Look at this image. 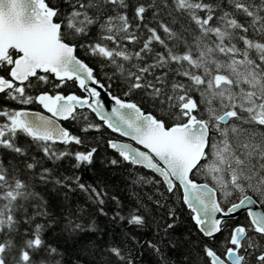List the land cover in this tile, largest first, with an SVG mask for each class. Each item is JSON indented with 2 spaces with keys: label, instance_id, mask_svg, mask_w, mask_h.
Listing matches in <instances>:
<instances>
[{
  "label": "snow or ice",
  "instance_id": "6c2138e0",
  "mask_svg": "<svg viewBox=\"0 0 264 264\" xmlns=\"http://www.w3.org/2000/svg\"><path fill=\"white\" fill-rule=\"evenodd\" d=\"M0 73V94L48 113L0 108V264H67L48 238L57 228L76 251L71 264H137L140 249L157 264H174L170 252L181 264H264V0H0ZM69 81L86 95L49 91ZM61 121L141 146L108 140L118 157L109 163L179 190L197 235H176L174 209L157 221L143 202L125 211L100 185L64 175L60 162L92 165L98 149L79 150L84 138ZM77 191L88 207L71 201ZM109 201L111 221L131 231L101 246L92 217H107ZM153 223L157 239L144 240Z\"/></svg>",
  "mask_w": 264,
  "mask_h": 264
},
{
  "label": "trees",
  "instance_id": "16d2710c",
  "mask_svg": "<svg viewBox=\"0 0 264 264\" xmlns=\"http://www.w3.org/2000/svg\"><path fill=\"white\" fill-rule=\"evenodd\" d=\"M82 59H86V62H89L91 66L97 68L98 78L101 82H104L106 85L111 83V88L109 89L114 95L123 94V89L119 85V81L109 82L104 76V71L106 69H101L99 65L93 61L91 58H85L83 53L79 54ZM77 88L74 82L69 81L61 89L49 88V91L60 92L62 89H71ZM60 90V91H59ZM126 99L135 100L139 103V98L136 96L125 97ZM10 103V102H9ZM8 104L3 101L2 96H0V105ZM12 105V103H10ZM14 106H16L14 104ZM145 110H149L145 107ZM86 115L89 116V119L93 123H101L98 121V118L94 114L90 113L88 110H82ZM66 127L75 135H80L85 140V145L79 147V150L84 151L87 147L95 146L98 151L94 157V162L92 165L82 166L80 169H73L71 167V161L65 160L60 162L61 167L60 171L64 175H70L75 172L76 175L81 177V181L93 186L100 185L103 189L109 194L110 197H116L121 205L124 207L125 211L128 208L134 207L138 202H143L151 210V215L155 217L157 221L160 220L162 216H165L167 209L171 208L176 211L177 216L180 217L178 223V229L176 235L181 238H188V234L191 232L193 236L197 235L194 230V225L191 222L189 217L188 210L181 203L180 195L181 193L177 190L174 194L167 193L165 187L162 183L157 184L154 182L160 178L153 172L148 169H145L141 166H133L127 162H122L118 165H111L109 161L114 158H118L114 150L110 149L107 145L108 140L116 139L117 135L108 130L105 126L101 127L99 132L91 131L87 134L81 132V127L83 122H72L67 121L65 123ZM18 143L24 144L25 138L20 137ZM57 147H63L62 145H57ZM75 147V146H74ZM3 150H0L2 152ZM10 158V157H9ZM143 177V180H141ZM197 181H208L203 175H197L195 177ZM161 193L164 195L161 196ZM70 199L76 205L88 207L90 201L86 199V194L79 191L75 193H69ZM54 200L56 203L59 202L63 197L51 196L48 197ZM151 198V199H149ZM160 200L164 205L163 208L155 205V201ZM92 207H95L94 205ZM115 204L109 201L106 204V211H108V216H93L92 219L95 221L98 234H92V240L96 241L98 245L105 246L111 244L113 241L120 242L123 239V234L126 231H131L130 227H126L122 223H114L111 221L110 217L113 215V209ZM53 212H56V207L54 204ZM239 220H243V214L238 217ZM155 223L152 226L143 232V239H157V234L155 232ZM137 239H141V234L136 233ZM49 241L60 246L63 251H65V258L67 264H71L72 261L76 258V251L71 245V241L65 243V241L60 237V229L49 235ZM139 248V246H136ZM139 255H136L137 264H157V257L151 253L150 250L140 249ZM170 259L174 264H181L183 257L178 252L168 253Z\"/></svg>",
  "mask_w": 264,
  "mask_h": 264
},
{
  "label": "flooded vegetation",
  "instance_id": "af4514ba",
  "mask_svg": "<svg viewBox=\"0 0 264 264\" xmlns=\"http://www.w3.org/2000/svg\"><path fill=\"white\" fill-rule=\"evenodd\" d=\"M0 74H2V73H0ZM76 87L77 88H71V89H68V90H66V89H62L61 91H60V93H62V94H64V95H69V94H71V93H76V94H78V95H80V96H83V95H85V93L76 85ZM59 89H61V88H59ZM52 92H55V91H53L52 90ZM33 94H35L34 92H33ZM0 96H2V99H3V101L4 102H6V103H8V104H3L5 107H7V108H12L13 109V107L11 106V104L10 103H12L13 105L15 104L16 106H15V109H21V108H23V107H26V108H29V109H38V110H43V108L40 106V105H38V104H32V105H20V104H18L16 101H12V100H10V99H8L7 97H5L4 96V94H0ZM10 102V103H9ZM0 108H2V106L0 105ZM67 121H62V124L64 125V126H66L65 125V123H66Z\"/></svg>",
  "mask_w": 264,
  "mask_h": 264
},
{
  "label": "water",
  "instance_id": "95a60500",
  "mask_svg": "<svg viewBox=\"0 0 264 264\" xmlns=\"http://www.w3.org/2000/svg\"><path fill=\"white\" fill-rule=\"evenodd\" d=\"M75 95H77V94H75ZM83 97V96H82ZM102 98L106 101V105H107V107H106V110H108V111H110L111 110V108L114 106L113 105V102L111 101V99L109 98V97H107V96H103V94H102ZM24 110H28V111H40V110H32V109H24ZM44 110V109H43ZM40 112H44V114H46V115H48V113H46V111L44 110V111H40ZM61 124H62V122H61ZM62 126H63V124H62ZM63 127H65V126H63ZM66 128V127H65ZM67 129V128H66ZM69 130V129H68ZM110 130V129H109ZM111 131V130H110ZM121 139H115V140H117V141H119V142H124V143H130V144H132L133 145V147H141V146H139V145H136V143L134 142V141H132L130 138H127V137H121L118 133H116ZM201 183H204V182H201ZM240 215H242V214H238V217L240 216Z\"/></svg>",
  "mask_w": 264,
  "mask_h": 264
},
{
  "label": "rangeland",
  "instance_id": "374dc122",
  "mask_svg": "<svg viewBox=\"0 0 264 264\" xmlns=\"http://www.w3.org/2000/svg\"><path fill=\"white\" fill-rule=\"evenodd\" d=\"M12 107H13V109H15V106L12 104L11 105ZM2 108H7V107H5V106H2ZM23 108H26V107H23ZM12 109V108H11Z\"/></svg>",
  "mask_w": 264,
  "mask_h": 264
},
{
  "label": "bare ground",
  "instance_id": "6f19581e",
  "mask_svg": "<svg viewBox=\"0 0 264 264\" xmlns=\"http://www.w3.org/2000/svg\"><path fill=\"white\" fill-rule=\"evenodd\" d=\"M106 107H107V105H106Z\"/></svg>",
  "mask_w": 264,
  "mask_h": 264
}]
</instances>
